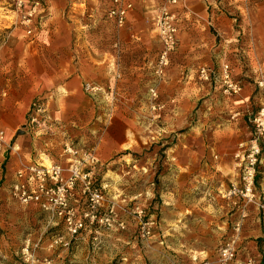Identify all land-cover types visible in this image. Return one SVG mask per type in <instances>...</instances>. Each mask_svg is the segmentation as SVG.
<instances>
[{
	"label": "crops",
	"instance_id": "crops-1",
	"mask_svg": "<svg viewBox=\"0 0 264 264\" xmlns=\"http://www.w3.org/2000/svg\"><path fill=\"white\" fill-rule=\"evenodd\" d=\"M110 1L47 0L42 16H37L33 22V35L27 36V27L16 21V13L10 9L9 1L0 0V121L3 125L12 116L13 108L20 105L17 97L14 100L12 98L15 96L12 95L15 88L11 83L13 41H16L15 48L20 49L18 58L23 65L21 69L28 72V66L23 63L28 62L29 55L35 54L41 61L43 70L39 80L29 82L23 88V113L29 111L28 104L35 93L52 89V104L56 106V110L59 109L56 114L64 118L68 113L67 105L77 104L82 100L83 103L86 102L81 92L83 81L116 83L121 93L122 106L116 117L128 109L126 106L131 104L129 101L142 103V99H138L134 91L154 82L155 51L160 48L158 36L147 22L154 12L156 0H125L132 5V9L127 14L124 26L118 31L107 16ZM249 2L250 0H180L176 8L180 44L171 58L169 69L160 80L170 86L179 83L185 89L190 85L196 86L197 91L209 95L208 100L213 101V108L217 104V108L212 111V114L217 111V121L220 119L218 114L227 112L234 118L239 111L246 109L252 93L251 88L245 87L241 93L225 102L222 101L224 99L220 86L214 81L199 82L197 70L201 66L209 65L216 72L217 64L221 66L228 62L231 75L237 80V74L241 70L233 62V52L236 50L231 48V42L239 36L240 30L243 34L245 31L243 26L239 27L240 30H234L231 19L225 14L224 3L229 8L240 10V14L244 16V7ZM261 5L259 3V9L250 19V35L259 45L264 41V4ZM11 25H14L11 31L2 34ZM194 27L200 28L201 36L190 34ZM217 33H223L222 37L226 40H219L217 44ZM253 53L255 56L251 55L256 64L264 67V53ZM185 99L187 97L175 98L178 103ZM132 113L135 115L133 110ZM174 113L179 114L173 110L172 114ZM53 120L56 131L59 120L56 117ZM243 123L241 118L227 119V123L219 131L217 127L220 125H216V142L217 139L225 137L227 143H216L206 147V151H193L185 144L169 150L170 172L163 179L166 189L160 196L159 219L155 225V220L147 217L154 220L153 235L148 239H139L136 222L124 211L129 203L145 202L153 196V188L149 184V167L145 163L137 162L132 165L131 177L116 174L117 178L112 180L111 176L105 174L99 181L107 185L105 195L108 201L112 200L121 210V218L128 226L127 232L99 230L97 249L93 248L94 234L83 232L72 239L68 247L59 246L47 250L49 240L64 235V228L60 221L50 218L36 205L31 204L24 206L25 216L29 213L32 220L40 225L39 232L27 234L20 247L28 241L40 242L36 254L51 258L52 264H111L117 256V260H122L119 264H142L146 255L148 261H152L156 254L162 255L169 264H185V261L187 264H212L216 258L214 250L226 233L229 221L239 215L240 207L223 199L220 194L238 179V171L232 160L231 149L234 141L231 139L237 132L239 135L243 134ZM7 130L12 131V127H7ZM27 131L34 137L45 134V130L39 127ZM113 131L117 136L113 135ZM127 132L128 128L125 126L114 124L101 136L95 149H85L93 150L97 154V170L117 152L135 149V139L128 138ZM55 143L57 149L59 138ZM22 148L23 146L16 145L14 149ZM40 154L26 164L41 163L43 157L49 159L48 155ZM67 157L62 152V160L55 163L65 165ZM256 190L264 198V177L260 174L256 178ZM83 203L79 194L71 200L76 208H80ZM51 231L55 235L49 236ZM261 242H264V212L250 206L248 216L243 222L242 240L237 244L239 252L233 264H246L249 258H259V264H264V252L259 257H255L254 253Z\"/></svg>",
	"mask_w": 264,
	"mask_h": 264
},
{
	"label": "rangeland",
	"instance_id": "rangeland-1",
	"mask_svg": "<svg viewBox=\"0 0 264 264\" xmlns=\"http://www.w3.org/2000/svg\"><path fill=\"white\" fill-rule=\"evenodd\" d=\"M259 3L260 6H262L261 3L264 4V0H250L244 7V16L240 14V10L229 8V5L224 3L226 8L225 14L231 19L234 30H240L243 26L245 31L243 34V31L240 30L239 36L235 38V41L231 42L233 43L231 48L236 50L233 52L235 55L233 57V62L241 70L240 73L237 74V80L242 85L241 92L248 86L251 88L252 93L249 105L246 109L239 111L237 113L238 115L234 118L227 112L218 114V116H220L218 121L217 111L212 114L213 109L217 108V104L214 106L215 108H213V101L208 100L210 97L209 95L197 91L196 86L190 85L185 89L180 87L179 83L171 86L164 84L163 81L160 80L161 78L157 76L153 78L154 82L151 83L150 86H145L144 88L142 87L134 91V95L138 99H142V103L139 101V104H136L135 101H129L131 104L126 106L128 109L125 111L123 110L119 117H116V113L122 108L120 104L121 93L116 83L93 81H83L81 83V92L86 102L83 103L82 100L79 101V103L81 102L80 104L70 103L67 105L66 110L68 113L64 118L56 114L59 109L56 110V106L52 104V89L44 90L39 94L35 93L30 98L28 104L29 109L27 108L29 111L23 113L24 104H22V101L24 103L25 100L23 88L25 84L29 82L32 83V81L37 79L39 80V77L43 74V70L41 61L35 54L34 56L29 55L28 62L23 63L25 66H28V72L21 69L23 65L19 63L18 58L20 56V49L19 47L15 48L16 41H13L11 83L13 88H15L12 95L15 96L12 98L14 100L15 97H17V100L20 101L18 104L20 105H16L13 108L12 116H10L9 120L4 122V125L3 122L0 121V130L3 131L6 142V146L3 147L0 152V264H19L20 245L22 240L27 234H38L39 232L40 225L37 224L35 220H32L29 213L25 216V207L12 198L11 185L16 170L22 165L37 158L38 155H41L40 153L48 155L49 159L53 162H60L62 160L60 154L63 152L64 143L84 150L87 148L95 149L99 145L101 136L108 132L114 124L125 126L128 128L127 137L135 139V142H133L136 146L135 149L117 152L108 162L102 164L100 170H96L94 178L97 182H99L100 178L105 174L111 176L113 178L112 180L117 178L116 174L129 178L131 177L132 165L134 163H145L146 166L149 167V184L153 188L152 199L146 200L145 202H131L129 205H126L125 208L131 209L134 205L143 207L146 217H152L156 225L159 219V209L161 206L160 196L166 189V183L163 179L169 175L170 172L168 166L170 149L177 145L185 144L190 146L193 151H206V147L208 148L216 143L217 145L219 143H227V138L225 137L217 139V142L214 137L216 134L214 132L216 125H220L217 127V131H219L223 124L227 123V119L233 120L241 118L244 121L243 134L239 135L237 132V135L233 136L231 139L234 141L231 153L234 152L238 143L246 141L250 137L251 126L249 119L257 112L260 105L264 102V67L256 64V60L253 57L255 56V53H253L255 51L256 54L259 52L264 53V41L259 45L250 35V19L251 16L254 15L253 13L259 9L257 8ZM10 9L13 10V7L10 6ZM13 27L14 25H11L10 29H4L2 34L10 32ZM116 29L118 31L122 28L116 27ZM190 34H193V36H201V30L200 28L194 27ZM222 35L224 34L217 33V44L219 40L222 42L226 40ZM0 43H2V39H0ZM158 51L159 49L155 51V63ZM218 52L219 49H217V55ZM247 53H249L248 57L246 56ZM155 63H153L154 66ZM178 63L179 62L176 60V64ZM227 64L230 66L228 62ZM207 67H209V65H207ZM220 67L221 66L217 64V73ZM194 70H196V67L193 69V72ZM178 76L180 77V75ZM116 79H118V77H116ZM261 82L262 86L259 85ZM89 83L108 88L106 91L109 94V99H105L102 94H97L95 96L88 95L84 90V85ZM150 88L156 90L157 102L163 106L159 118H154L150 108L152 102L149 96ZM181 96H183V98L187 97V99L178 103L175 98ZM221 96L222 99H224L222 101L227 102L226 99H229V97L223 96L222 93ZM111 97L112 99H110ZM35 101L47 104L52 119L47 125L48 130H45V134L39 137H34L30 132H26L28 122L26 119L29 117L32 107L31 104ZM87 103L90 105H86ZM132 110L135 115H133ZM173 110H175V112L178 111L179 114H172ZM202 114H205V116H202ZM55 117L59 120L58 123H56V131L55 121L53 120ZM133 117H135V120H133ZM6 126L12 127V131L7 130ZM241 132L242 131H240V133ZM115 134L116 132L113 131V135L117 136ZM57 138H59V145L56 149L55 141ZM16 145L23 146V148L15 150L14 148ZM205 155H207L206 152ZM42 159H44L45 164H48V159L45 157ZM45 160H47V163ZM107 202H109L108 199ZM126 214L132 217V215ZM235 219L236 217L232 218L231 222L229 221L226 233L217 244V248L214 250L216 258L212 264H216L221 242L232 235V223ZM127 229L128 226L124 231H120L119 233L127 232ZM51 235H55V232L51 231L49 236ZM133 235L136 234L133 233ZM242 237L243 226L238 242H241ZM263 246L264 242H261L260 247L255 249V257L263 255ZM238 252L239 247L236 249L234 259L229 264L235 262ZM147 254L149 256L148 251ZM146 256L142 264H169L168 260L160 254H156V257L152 258V261H148ZM117 258L118 256L111 261V264H119L122 262V260H117ZM258 260L259 258H249L246 264H259ZM186 262L187 261H185V264H187ZM181 264H183V262Z\"/></svg>",
	"mask_w": 264,
	"mask_h": 264
},
{
	"label": "built area",
	"instance_id": "built-area-1",
	"mask_svg": "<svg viewBox=\"0 0 264 264\" xmlns=\"http://www.w3.org/2000/svg\"><path fill=\"white\" fill-rule=\"evenodd\" d=\"M16 13V21L27 27L26 34L34 33L33 22L37 16H42L47 0H8ZM101 1V0H97ZM180 0H156V6L148 23L155 30L160 48L157 54L154 73L163 78L169 67L171 56L179 47L178 15L176 8ZM132 5L125 0H111L107 16L117 28H122ZM197 79L201 83L216 82L225 97H234L242 90L239 81L233 79L230 66L221 65L218 73L212 68L201 66L197 70ZM262 86V82L259 84ZM108 88L95 84H85L84 90L90 96L102 94L109 99ZM151 111L154 118H159L163 106L157 102V92L150 88ZM112 99V97L110 98ZM30 109L27 130L39 127L48 130L51 116L45 103L35 101ZM250 137L237 144L232 154V160L238 171V179L229 184L221 197L235 206H239L238 217L232 223V235L220 244L216 264H229L235 257L239 235L244 220L248 216V208L255 206L264 212V198L256 190V178L264 177V102L257 112L249 119ZM6 146L3 131H0V152ZM63 153L68 160L65 165L48 159V164L29 163L22 165L14 174L11 185V196L19 204L36 205L50 218L61 222L65 234L53 237L46 245L47 250L56 247H68L71 240L83 232L93 235V248L99 246L98 231H124L126 222L121 218V210L114 202H107L105 190L107 185L97 182L94 178L99 159L93 150H84L66 144ZM79 194L83 205L76 208L71 200ZM136 222L139 239L146 240L152 236L154 220L148 219L144 208L134 205L131 209L124 208ZM40 242H25L20 250L19 264H52L49 257H39L36 254Z\"/></svg>",
	"mask_w": 264,
	"mask_h": 264
},
{
	"label": "bare ground",
	"instance_id": "bare-ground-1",
	"mask_svg": "<svg viewBox=\"0 0 264 264\" xmlns=\"http://www.w3.org/2000/svg\"><path fill=\"white\" fill-rule=\"evenodd\" d=\"M46 161V163H47V160H45Z\"/></svg>",
	"mask_w": 264,
	"mask_h": 264
}]
</instances>
